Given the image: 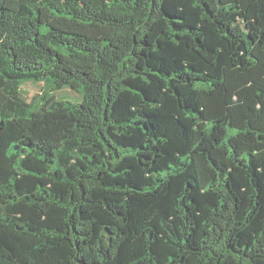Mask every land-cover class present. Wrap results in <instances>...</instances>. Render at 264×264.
<instances>
[{
    "label": "trees",
    "instance_id": "16d2710c",
    "mask_svg": "<svg viewBox=\"0 0 264 264\" xmlns=\"http://www.w3.org/2000/svg\"><path fill=\"white\" fill-rule=\"evenodd\" d=\"M0 264H264V0H0Z\"/></svg>",
    "mask_w": 264,
    "mask_h": 264
},
{
    "label": "rangeland",
    "instance_id": "374dc122",
    "mask_svg": "<svg viewBox=\"0 0 264 264\" xmlns=\"http://www.w3.org/2000/svg\"><path fill=\"white\" fill-rule=\"evenodd\" d=\"M42 86L43 84L42 83H28L26 85L23 86V95L25 97V99L28 101V102H32L35 100V98H37V96L39 94H41V91H42ZM66 94H72L70 93L69 91H66L65 92ZM74 95L75 97H77L78 95L76 94H72Z\"/></svg>",
    "mask_w": 264,
    "mask_h": 264
}]
</instances>
